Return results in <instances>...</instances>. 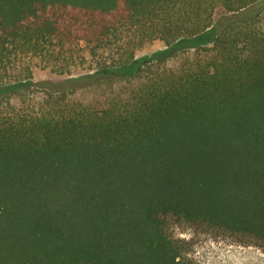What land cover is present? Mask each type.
Returning <instances> with one entry per match:
<instances>
[{"label": "trees", "instance_id": "1", "mask_svg": "<svg viewBox=\"0 0 264 264\" xmlns=\"http://www.w3.org/2000/svg\"><path fill=\"white\" fill-rule=\"evenodd\" d=\"M37 68L130 87L0 99V264H193L170 223L264 245V0H0V94Z\"/></svg>", "mask_w": 264, "mask_h": 264}, {"label": "rangeland", "instance_id": "2", "mask_svg": "<svg viewBox=\"0 0 264 264\" xmlns=\"http://www.w3.org/2000/svg\"><path fill=\"white\" fill-rule=\"evenodd\" d=\"M249 10L244 11V16ZM223 9L217 11L216 20L229 16ZM167 47L161 41L145 44L137 53L136 58H147ZM94 72L77 70L70 75L59 76L48 70L35 69L33 78L24 87L15 86L6 96L11 103L37 102L46 94L62 92L67 100L73 103L92 105L105 104L110 98L121 91L129 89V82L120 79H102L92 76ZM134 83V82H133ZM30 95L29 101H21L20 96ZM4 97V98H3ZM173 238L185 244V256L193 264H264V245L257 246L251 239L233 238L217 230L196 228L184 223H170Z\"/></svg>", "mask_w": 264, "mask_h": 264}]
</instances>
